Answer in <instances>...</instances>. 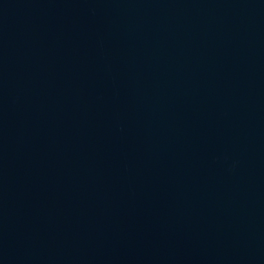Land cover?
<instances>
[{
	"label": "water",
	"instance_id": "water-1",
	"mask_svg": "<svg viewBox=\"0 0 264 264\" xmlns=\"http://www.w3.org/2000/svg\"><path fill=\"white\" fill-rule=\"evenodd\" d=\"M0 264H264V0H0Z\"/></svg>",
	"mask_w": 264,
	"mask_h": 264
}]
</instances>
